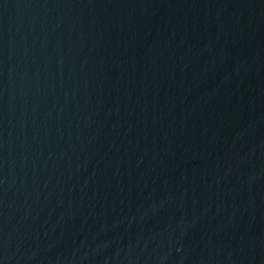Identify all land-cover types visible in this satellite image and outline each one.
<instances>
[{
	"label": "water",
	"instance_id": "1",
	"mask_svg": "<svg viewBox=\"0 0 264 264\" xmlns=\"http://www.w3.org/2000/svg\"><path fill=\"white\" fill-rule=\"evenodd\" d=\"M0 264H264V0H0Z\"/></svg>",
	"mask_w": 264,
	"mask_h": 264
}]
</instances>
